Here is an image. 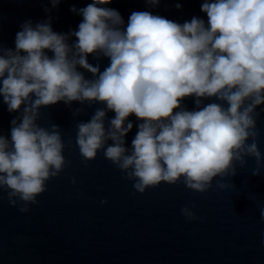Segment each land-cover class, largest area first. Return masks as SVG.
<instances>
[{"label": "clouds", "instance_id": "clouds-1", "mask_svg": "<svg viewBox=\"0 0 264 264\" xmlns=\"http://www.w3.org/2000/svg\"><path fill=\"white\" fill-rule=\"evenodd\" d=\"M147 3L154 7L159 0ZM109 5H71L83 19L68 32L55 31L51 17L35 23L29 18L16 32L14 48L0 45V94L9 111L19 109L10 135L0 133V190L22 212L70 163L60 125L38 122L40 106L61 100L102 102L89 120L76 122L79 151L87 163L103 150L141 192L181 180L205 191L217 177L225 188L223 177L236 173L234 161L243 164L252 156L259 164L264 158L257 142L264 111L257 109L264 103V0H202L207 20L193 15L182 23L135 10L125 24ZM89 53L108 57V65L101 71ZM80 68L93 75L86 78ZM188 95L197 107L182 104ZM213 96L208 103L201 99ZM108 110L115 115L107 118ZM133 113L142 119L129 146L125 134ZM193 208L185 204L181 213L196 219Z\"/></svg>", "mask_w": 264, "mask_h": 264}, {"label": "water", "instance_id": "water-1", "mask_svg": "<svg viewBox=\"0 0 264 264\" xmlns=\"http://www.w3.org/2000/svg\"><path fill=\"white\" fill-rule=\"evenodd\" d=\"M90 2L59 0L53 6L51 0H0V45L14 48L16 32L29 18L35 23L51 17L50 23L58 32L76 29L83 17L70 6L80 8ZM177 3L182 6L176 7ZM201 3L159 0L153 7L147 0H110L109 6L120 11L125 24L135 10H148L182 23L193 15L207 20ZM74 39L77 37H70ZM88 60L94 65L98 62L101 71L109 63L108 57H94L92 53ZM80 70L86 78L93 75ZM201 99L208 103L216 97ZM194 100L188 95L182 104L192 109L197 107ZM101 106L102 102L88 105L76 100L40 106L38 122L60 125L63 154L70 163L59 176L46 181L38 203L31 204L26 212L10 204L0 190V264H264V219L260 216L264 207V158L259 164L252 156H246L243 164L234 161L237 170L223 177L229 185L225 188L218 186L217 177L205 191L190 188L181 180L161 181L141 192L103 150L84 162L75 140L76 122L89 120ZM77 108L81 111L74 115ZM261 108L264 103L257 106ZM18 112L9 111L0 94V133L10 135V121ZM114 115V110H108L106 117ZM128 119L133 127L125 134V143L131 146L142 118L133 113ZM257 126L261 129L258 147L264 153V111ZM254 168L260 172L253 174ZM103 198L105 203H101ZM185 204H194L196 219L181 213Z\"/></svg>", "mask_w": 264, "mask_h": 264}]
</instances>
